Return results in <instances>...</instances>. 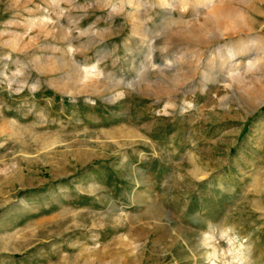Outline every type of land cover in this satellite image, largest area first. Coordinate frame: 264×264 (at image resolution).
<instances>
[{
	"label": "rangeland",
	"instance_id": "374dc122",
	"mask_svg": "<svg viewBox=\"0 0 264 264\" xmlns=\"http://www.w3.org/2000/svg\"><path fill=\"white\" fill-rule=\"evenodd\" d=\"M0 264H264V0H0Z\"/></svg>",
	"mask_w": 264,
	"mask_h": 264
}]
</instances>
